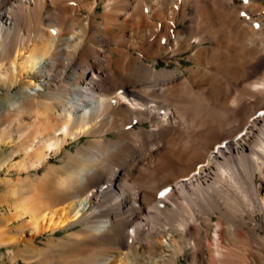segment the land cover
Listing matches in <instances>:
<instances>
[{"label": "bare ground", "instance_id": "bare-ground-1", "mask_svg": "<svg viewBox=\"0 0 264 264\" xmlns=\"http://www.w3.org/2000/svg\"><path fill=\"white\" fill-rule=\"evenodd\" d=\"M250 8L264 4L0 0V86L19 87L0 93V149L32 150L36 167L88 136L38 176L70 167L24 198L28 223L82 222L102 245L90 264L237 263L225 235L251 245L238 262L264 264V24ZM188 49L187 70L157 66Z\"/></svg>", "mask_w": 264, "mask_h": 264}, {"label": "rangeland", "instance_id": "rangeland-1", "mask_svg": "<svg viewBox=\"0 0 264 264\" xmlns=\"http://www.w3.org/2000/svg\"><path fill=\"white\" fill-rule=\"evenodd\" d=\"M235 1L238 3H242L244 0H235ZM254 2L256 3L260 2L264 4V0H254ZM250 9L248 11V14L256 20L259 19L261 23L264 24V11L262 12V14H260V12L256 11L254 8L251 10ZM256 39L260 43L264 39V34L262 35L258 34ZM104 46L105 48L107 47L108 49L110 47V44H105ZM189 50L190 49L184 50L182 54H178L171 57L169 56H164L162 58L159 57V62L157 63V66L158 67L165 66L166 65L165 59H167L171 61L170 62L171 67L179 66L187 70L186 68L191 67L192 65V61L188 58ZM179 60H181V63L178 62ZM32 77L36 78L35 75H32ZM0 87H1L0 93L3 95H9L12 92L18 90L19 88L17 84L11 87L10 89H7L5 87L3 88L2 86ZM41 91L42 90L40 89L41 96L47 95L46 92L44 91L41 92ZM8 100H10V98ZM35 126L36 124H34V128ZM23 137L25 138V140L28 139L27 136L23 134L19 141H24L21 140L24 139ZM87 137H88L87 135H81L79 139H75L68 142L65 145L66 147L64 146V148H62L59 153L51 154L52 156L50 155V157L47 160L41 162L40 165L39 164L36 165V167L30 166L29 163L31 162L32 156L34 154L33 155L30 154L31 155L30 157L28 153H30L32 150L26 151L24 149L25 152L27 153L26 154L23 148L22 149L18 148L17 150L12 152L7 146L1 147L0 149V264H86L87 261L90 260L87 257V254L93 251L92 248H94L95 245L96 246L94 248V251L102 248V245L99 246L100 244L96 241H95L96 243L85 242L87 234H84V236L86 235L84 239L83 234L78 232L79 228L83 226L82 222L72 223L68 226H63V228L57 227L54 228V230L45 229L41 232H38L36 230L35 225L28 223L29 221L26 220L28 217H30L31 213H29L28 211H23L22 209L23 208L22 204L25 197L31 196V198L33 199L34 198L38 199L40 196H43L47 193L49 194V192L53 190L54 187L53 182L56 179H58L60 176H62L61 174L65 172V169L68 170L70 168V167L68 168L56 167L54 171L55 174L54 176L56 177L50 176L53 179L50 178L46 180V178H49L46 176V178H42V180L40 181L38 179L39 178L38 176L43 175V173L47 169V165L49 166L51 163H55L59 166L61 163H63L64 159L61 158V156L64 154V151L66 149L76 148V146L80 142L86 141ZM57 168L59 169L57 170ZM62 171L64 172L61 173ZM28 177L30 178V180L28 179ZM31 177L34 180H32ZM36 177L37 180L35 179ZM42 182L44 184L45 182H48L46 183L48 184L46 185L48 189L45 188ZM40 183L41 185H43V188L46 189L45 191L43 189L42 191L41 187H39ZM153 183L154 180H152V183L150 184ZM39 191H41L43 194L40 193ZM198 207H199L198 215L202 217L205 214V211L207 210V206L205 204L204 205L201 204ZM202 209L203 211H201ZM212 216L216 219L217 213L216 212L213 213ZM258 218H260L263 221V228H260V230L261 232H264V220L262 218V215L258 214ZM79 234L81 236H79ZM75 235H78L80 238H78V236ZM229 237L231 238L232 241H234L237 244V245L235 243L233 244L232 241L230 242V245L233 244L232 246L233 248L237 247L236 250L242 252L245 250L248 251V249L251 248L249 241L243 240L241 237H237L235 235H232V237L231 235L229 236L225 235L223 238L224 240H226ZM89 244H91L93 247ZM89 247L90 250L92 249V251L90 252L88 251ZM145 247L146 245L144 243L139 246L140 250H142L143 248L145 249ZM238 251L234 253H236V255L238 253L239 255L240 252ZM115 254L118 256L117 258L118 261L115 260L113 263H108V264H114V263L117 264V262L118 264H131L128 260H125L124 258L120 257L121 255L120 252H115ZM238 255L236 258L234 257V260L237 258L238 260L239 258L245 259L244 256H246L247 258V253L244 252L240 253L241 257L240 256L238 257ZM232 256L233 254L230 255V261L233 260ZM241 259L239 261L240 263L238 262V260L237 263L241 264L242 261ZM175 263L205 264V262H203L200 257L191 260V258L188 257L187 252L185 251L178 256L175 262H173V264ZM232 263L233 262H231L230 264ZM88 264H90V261L88 262ZM226 264H228V262Z\"/></svg>", "mask_w": 264, "mask_h": 264}, {"label": "snow or ice", "instance_id": "snow-or-ice-1", "mask_svg": "<svg viewBox=\"0 0 264 264\" xmlns=\"http://www.w3.org/2000/svg\"><path fill=\"white\" fill-rule=\"evenodd\" d=\"M246 2H247V0H246Z\"/></svg>", "mask_w": 264, "mask_h": 264}]
</instances>
